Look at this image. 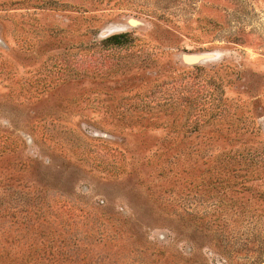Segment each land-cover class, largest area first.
I'll return each mask as SVG.
<instances>
[{
  "label": "rangeland",
  "instance_id": "rangeland-1",
  "mask_svg": "<svg viewBox=\"0 0 264 264\" xmlns=\"http://www.w3.org/2000/svg\"><path fill=\"white\" fill-rule=\"evenodd\" d=\"M0 264H264V0H0Z\"/></svg>",
  "mask_w": 264,
  "mask_h": 264
},
{
  "label": "trees",
  "instance_id": "trees-1",
  "mask_svg": "<svg viewBox=\"0 0 264 264\" xmlns=\"http://www.w3.org/2000/svg\"><path fill=\"white\" fill-rule=\"evenodd\" d=\"M108 42H111L112 44L117 46H123L129 42V37L127 34H120L110 37Z\"/></svg>",
  "mask_w": 264,
  "mask_h": 264
},
{
  "label": "water",
  "instance_id": "water-1",
  "mask_svg": "<svg viewBox=\"0 0 264 264\" xmlns=\"http://www.w3.org/2000/svg\"><path fill=\"white\" fill-rule=\"evenodd\" d=\"M133 23V22H132ZM210 58L209 56H197V57H190V58H186V62L188 64H195V63H198L200 61H203V60H206Z\"/></svg>",
  "mask_w": 264,
  "mask_h": 264
}]
</instances>
